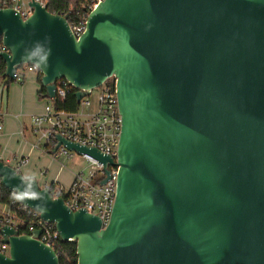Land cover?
<instances>
[{"label": "water", "instance_id": "95a60500", "mask_svg": "<svg viewBox=\"0 0 264 264\" xmlns=\"http://www.w3.org/2000/svg\"><path fill=\"white\" fill-rule=\"evenodd\" d=\"M29 6L23 19L0 4L4 44L17 45L0 51L2 76L48 35L44 96L65 79L79 102L112 77L121 116L116 161L56 135L103 164L101 183L118 167L105 226L62 198L26 201L47 203L40 217L75 241L76 264H264V0H102L78 37L67 14ZM12 167L0 159L8 190ZM39 233L1 226L0 264H59Z\"/></svg>", "mask_w": 264, "mask_h": 264}, {"label": "built area", "instance_id": "2783aa9c", "mask_svg": "<svg viewBox=\"0 0 264 264\" xmlns=\"http://www.w3.org/2000/svg\"><path fill=\"white\" fill-rule=\"evenodd\" d=\"M30 0H0L2 7L11 6L25 19L32 13L29 6ZM41 6L47 4V0H35ZM102 0H82V6L88 13ZM63 15V14H62ZM86 19L70 25L75 37L80 36L85 30ZM4 50L0 42V51ZM27 71V66L16 69L15 79L21 80L19 71ZM114 79L107 78L98 86L95 105H92L88 95L80 98L76 110L57 108L54 100L59 97L64 99L66 93L76 89L65 79L55 82V98L45 97L46 102L43 110L30 117L32 132L37 136L34 148L48 151L54 158H72L75 150L67 149L65 145L59 144L56 135H60L68 141L94 147L100 153L109 155L116 161V147L121 129V116L117 108V99L114 91L110 90L109 83ZM1 85V83H0ZM87 162L88 170L75 171L68 186L64 188L57 182H40L49 192L59 193L60 198L71 209H85L89 213L98 215L103 226L110 218L115 198L116 178L118 167L108 165L109 176L104 183L101 181L106 177L103 164L87 153H78ZM25 158H17L16 165L24 163ZM15 167V166H14ZM6 225L17 230L19 234L30 235L32 231L40 229L38 240L50 246L54 251L60 239L59 232L53 223L46 221L32 208H25L23 204L10 200L8 203L0 204V227ZM8 244L1 242L0 252L7 254ZM56 252V251H55Z\"/></svg>", "mask_w": 264, "mask_h": 264}, {"label": "crops", "instance_id": "0c3cea01", "mask_svg": "<svg viewBox=\"0 0 264 264\" xmlns=\"http://www.w3.org/2000/svg\"><path fill=\"white\" fill-rule=\"evenodd\" d=\"M23 72L21 80L0 76V159L17 170L37 171L40 182L68 185L75 171L48 151L33 147L36 139L30 117L43 110L46 99L39 95L38 73ZM17 158L26 161L16 165Z\"/></svg>", "mask_w": 264, "mask_h": 264}, {"label": "clouds", "instance_id": "9594fccd", "mask_svg": "<svg viewBox=\"0 0 264 264\" xmlns=\"http://www.w3.org/2000/svg\"><path fill=\"white\" fill-rule=\"evenodd\" d=\"M152 28L151 23L145 25V31H149ZM6 39V33L0 32V42ZM17 45L6 46L4 48L9 53V58L14 55L13 48ZM79 50V49H78ZM50 47V37L45 35L43 41L33 40L30 45H26L20 56V61L15 64L18 68L22 66H27V72L29 73H40L44 72L46 74V69L49 67V57L51 55ZM14 76L17 75L16 72L13 73ZM19 75H24L23 70L19 72ZM18 177L19 183L13 186L10 190V199L14 202H19L24 205L25 208L31 207L39 215H43L47 211V203L41 205L40 203L29 206L26 201H56L60 198L59 193L49 192V190L44 187L39 181V174L35 170H17L12 167V171L8 174V178ZM5 176L0 175V181H3ZM71 211V210H70Z\"/></svg>", "mask_w": 264, "mask_h": 264}, {"label": "trees", "instance_id": "16d2710c", "mask_svg": "<svg viewBox=\"0 0 264 264\" xmlns=\"http://www.w3.org/2000/svg\"><path fill=\"white\" fill-rule=\"evenodd\" d=\"M47 10L50 13L67 14L68 23L73 25L87 16V10L82 6V0H47ZM5 69V62L0 57V76L3 75ZM37 80L40 86L39 95L43 97L45 94V88L41 84V74L38 73ZM8 79V78H7ZM74 90H69L64 99L57 97L54 100V105L57 108L66 110H76L78 108V102L76 101ZM10 190L3 186L0 182V204L8 203L10 199ZM56 254L58 256L59 264H76L77 252L75 241H62L58 240L55 247Z\"/></svg>", "mask_w": 264, "mask_h": 264}, {"label": "rangeland", "instance_id": "374dc122", "mask_svg": "<svg viewBox=\"0 0 264 264\" xmlns=\"http://www.w3.org/2000/svg\"><path fill=\"white\" fill-rule=\"evenodd\" d=\"M100 88L95 87L92 90V93L89 96V100L91 101V108L92 105H95V99H96V94L98 93ZM36 135H35V139H36ZM60 161L65 163L66 168L71 169L73 171H80L81 169L84 170V172H87L88 170V166H87V162L85 161V159L79 155L78 153H73L72 158L70 159H66L64 157L60 158ZM22 171V170H21ZM64 177H67L66 174L63 175ZM39 181H41V179H39ZM68 185H65L64 188H66Z\"/></svg>", "mask_w": 264, "mask_h": 264}]
</instances>
